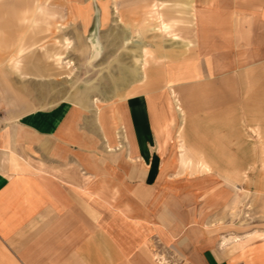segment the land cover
I'll return each instance as SVG.
<instances>
[{
	"label": "crops",
	"instance_id": "0c3cea01",
	"mask_svg": "<svg viewBox=\"0 0 264 264\" xmlns=\"http://www.w3.org/2000/svg\"><path fill=\"white\" fill-rule=\"evenodd\" d=\"M39 1H15L20 35L5 59L24 78L49 73L48 62L68 74L70 61L59 51H46L44 62L29 58L27 65L22 63L34 44L27 33L39 25ZM154 6L159 11L152 2L142 9L130 6L136 16H129L128 23L136 24L138 12L148 13ZM99 11L106 14L104 7ZM74 12L84 22L86 9L75 7ZM160 23L166 31L168 26ZM61 44L67 48L70 42L63 38ZM92 44L95 57H101L103 47ZM142 51L138 58L148 68L145 81L101 105L91 97L20 110L17 105L27 97H11L7 88L6 95L0 93V264H240V240L218 245L203 227L196 204L202 187L175 177L178 172H165V162L179 161L187 152L196 161L222 159L213 156L222 154L216 143L203 150L194 132L186 137L188 127L181 130L187 149L182 152L175 125L161 120L168 114V87L173 86L187 104L184 125L219 123L212 113L196 116V99L182 88L205 80L195 66L207 63L213 52L193 51L190 60H177L171 50L148 51L147 57ZM160 63L168 64L169 72L162 73ZM10 81L18 83L14 77Z\"/></svg>",
	"mask_w": 264,
	"mask_h": 264
},
{
	"label": "rangeland",
	"instance_id": "374dc122",
	"mask_svg": "<svg viewBox=\"0 0 264 264\" xmlns=\"http://www.w3.org/2000/svg\"><path fill=\"white\" fill-rule=\"evenodd\" d=\"M15 1L0 0V40H8L6 46L0 44V93L27 97L25 104L17 105L20 110L59 100L81 102L93 97L101 105L122 98L137 81H145L148 68L138 58L142 48L143 57L150 56L148 51L171 50L178 54L177 60L189 59L193 51L213 52L207 63L199 61L195 66L203 73L198 77L207 76L205 80L194 82L197 86L192 89L191 83L182 88L196 99L191 106L197 109L196 116L212 113L219 123L214 127L198 122L184 125L187 104L173 86L168 87V114L161 120L168 125L174 118L182 152L187 149L181 143V130L188 127L186 137L194 132L203 150L216 143L222 154L213 156L222 159L196 161L190 159L195 155L187 152L179 161L165 162V172H178L175 177L193 179L202 187L197 193V214L218 245L240 240V264H264V0H40L39 25L27 33L34 44L22 63H28L29 58L44 62L46 51H59L70 61L68 74L61 80L57 76H65L64 70L57 69L54 62L47 63L49 73L30 75V79L20 77L6 61L20 35ZM151 2L158 4L159 11L154 6L148 13L138 12L137 23H128L129 16H136L130 6L142 9ZM75 7L86 9L84 22L76 16ZM100 7L106 8L103 16ZM160 22L168 26L166 31ZM63 38L70 42L67 48L61 44ZM92 42L103 47L101 57H95ZM168 68L166 63L158 66L162 73L169 72ZM13 77L18 80L14 86ZM198 88L205 91H195ZM250 252L254 258L248 256Z\"/></svg>",
	"mask_w": 264,
	"mask_h": 264
},
{
	"label": "bare ground",
	"instance_id": "6f19581e",
	"mask_svg": "<svg viewBox=\"0 0 264 264\" xmlns=\"http://www.w3.org/2000/svg\"><path fill=\"white\" fill-rule=\"evenodd\" d=\"M156 13L158 14V12L156 11ZM159 15V14H158ZM160 16V15H159ZM163 24H165V22H163ZM169 108H170V111H174V107H173V103L172 101L170 100L169 102ZM175 122L174 118H171L169 121H168V125L169 124H173Z\"/></svg>",
	"mask_w": 264,
	"mask_h": 264
},
{
	"label": "built area",
	"instance_id": "2783aa9c",
	"mask_svg": "<svg viewBox=\"0 0 264 264\" xmlns=\"http://www.w3.org/2000/svg\"><path fill=\"white\" fill-rule=\"evenodd\" d=\"M157 253V251H156ZM157 257L155 258V260H159L160 262H162V258L160 257V255H156Z\"/></svg>",
	"mask_w": 264,
	"mask_h": 264
}]
</instances>
